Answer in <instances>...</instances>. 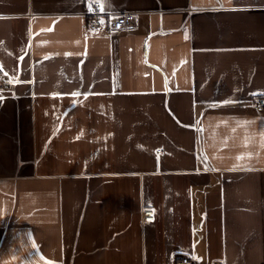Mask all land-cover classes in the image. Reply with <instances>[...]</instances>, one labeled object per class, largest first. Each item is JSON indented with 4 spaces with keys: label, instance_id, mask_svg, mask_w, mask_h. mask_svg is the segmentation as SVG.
Here are the masks:
<instances>
[{
    "label": "crops",
    "instance_id": "1",
    "mask_svg": "<svg viewBox=\"0 0 264 264\" xmlns=\"http://www.w3.org/2000/svg\"><path fill=\"white\" fill-rule=\"evenodd\" d=\"M88 3L0 0V264H264V0Z\"/></svg>",
    "mask_w": 264,
    "mask_h": 264
},
{
    "label": "built area",
    "instance_id": "2",
    "mask_svg": "<svg viewBox=\"0 0 264 264\" xmlns=\"http://www.w3.org/2000/svg\"><path fill=\"white\" fill-rule=\"evenodd\" d=\"M103 12L99 10L98 6L94 7L93 10L90 11L89 16V28L93 31L100 30L102 28H109L114 31H121L125 28H131L135 24V16L134 12H118L110 15L109 17H103ZM100 20L105 21L103 24L99 23ZM253 107L256 110L264 109V97L257 98L254 101ZM143 219L146 221H151L154 219V214L151 216L146 211H143ZM176 264H195L193 259L189 256H181ZM212 264H225L224 262H215Z\"/></svg>",
    "mask_w": 264,
    "mask_h": 264
},
{
    "label": "snow or ice",
    "instance_id": "3",
    "mask_svg": "<svg viewBox=\"0 0 264 264\" xmlns=\"http://www.w3.org/2000/svg\"><path fill=\"white\" fill-rule=\"evenodd\" d=\"M98 6V8H99V10L100 11H104L105 9H106V7H108V6H110V4H109V0H103V2H101V0H89V3H88V8H89V10L91 11V10H93V8L94 7H97ZM105 21H103V20H100L99 21V23H101V24H103ZM51 29H48V31H50ZM42 31H44V30H42ZM188 38V36H187V34L185 35V39H187ZM66 55H71L70 53H66ZM48 57H45V59H47ZM20 59H23V57H21ZM5 75H7V73H5ZM14 81H16V82H19L18 81V78L17 77H13L11 80H9V81H7V83H12V82H14ZM71 95L72 96H78V95H80L79 93H76V92H74V93H71ZM0 99H2V96H0ZM73 103H75V101H73ZM225 103H229L228 101H226ZM243 123H245V124H250V123H252L251 121H245V122H243ZM233 131H235V129H233ZM81 135H83V133H81ZM79 138V137H78ZM225 146H226V142H225ZM251 154H249V156H250ZM245 157L243 156V155H241V156H237L236 157V159L237 160H242V159H244ZM204 159L206 160V159H208V157L207 156H205L204 157ZM235 167H237V166H234V168H233V170L235 169ZM146 211L149 213V215L151 216L152 214H154V210L153 209H151V208H146ZM33 247H35V245H33ZM41 259L43 260V257H41ZM194 259H195V257H194ZM46 264H50V262H46Z\"/></svg>",
    "mask_w": 264,
    "mask_h": 264
}]
</instances>
